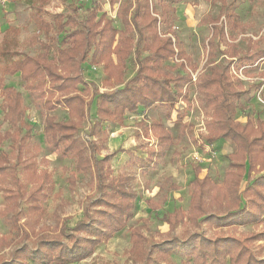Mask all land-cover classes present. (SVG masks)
Instances as JSON below:
<instances>
[{
  "label": "trees",
  "instance_id": "16d2710c",
  "mask_svg": "<svg viewBox=\"0 0 264 264\" xmlns=\"http://www.w3.org/2000/svg\"><path fill=\"white\" fill-rule=\"evenodd\" d=\"M50 1L35 0L29 14V20L36 28L30 43L38 45L40 53L21 55L17 51L20 31L16 27H7L0 44V61L3 62L0 73L2 76L19 75L24 90L39 103L45 114L46 145L60 156L71 158L79 172H87L97 195L83 210L81 221L67 228L68 233L65 228L59 232L67 243L58 237L43 236L33 248L18 249L10 259L0 260V264L76 263L90 257L98 246L119 233L133 216L136 194L130 187L132 177L114 175L109 156L102 155L107 141L102 124H121L127 113L139 109L147 111L155 106L170 113L176 104L188 102L187 88L190 86L202 96L203 106L208 111L204 143L209 145L226 140L235 147L232 164L223 181L230 199L227 210L200 219V224L213 231L212 236L193 233L184 239L155 243L147 251L142 247L143 236L133 231L130 255L142 264H173L171 256L174 254H181L180 264H264V258L255 257L252 250L257 243H264V174L255 177L241 192L238 189L245 175L257 172V168L260 170L257 173H264V125L250 120L241 124L235 119L247 92L237 81L233 63L229 62L224 68L210 67L207 75L193 79L191 73L195 67L190 57L173 36L161 33L159 28L169 26L170 14L174 12L172 6L179 0H133L130 13L122 5L117 14L121 30L115 29L113 20L104 12L99 14L95 7L89 9L79 23L64 15L48 20L45 6ZM222 17V21L217 18L211 22L212 36L226 40L229 39L227 32L239 29V25L234 12ZM218 22L219 26L216 25ZM61 34L65 46L56 48L55 57H52L53 37ZM131 56L135 72L123 82L125 62ZM212 58L213 53L208 48L206 59ZM262 59L264 51L241 56L236 61L239 67L246 69ZM170 61H177L175 67L182 73L173 75L163 71L165 63ZM83 65L101 66L104 88L111 90L100 92L87 84L82 76ZM118 85H122L121 88L113 89ZM79 87H82L81 91ZM0 98L4 120L13 129L12 134H0V146L8 137L17 149L20 165L22 138H17V134L24 128L28 130L23 122V98L14 88L4 87L1 79ZM56 109L67 112L65 122H58L48 115ZM92 111L96 120L89 127L91 140L83 144L75 135ZM176 121L180 123V133L191 129L190 124L183 123V116H177ZM144 136L152 139L154 144L144 158L129 154L127 163L149 172L166 156L172 139L158 121L151 122ZM8 161V156L0 152V175L6 171ZM195 174L190 183L192 221L198 219L202 207L209 204L214 194V185L209 178L199 179ZM44 181L47 184L49 176H44ZM15 187L8 197L14 201L21 198L33 211L38 210L49 196L46 185L29 192L18 183ZM247 226H259L261 230L243 233L240 238L222 234V231L233 232ZM15 229L26 233L23 226H15ZM216 231L220 233L216 234Z\"/></svg>",
  "mask_w": 264,
  "mask_h": 264
},
{
  "label": "rangeland",
  "instance_id": "374dc122",
  "mask_svg": "<svg viewBox=\"0 0 264 264\" xmlns=\"http://www.w3.org/2000/svg\"><path fill=\"white\" fill-rule=\"evenodd\" d=\"M34 1L0 0V44L7 27L18 28L20 34L17 51L21 55L36 56L40 53L38 45L30 43V39L36 34V28L29 20ZM222 1L179 0L172 6L174 12L170 14L169 26H160V32L173 36L185 55L190 57L195 67V71L191 73L193 79L207 75L210 67L224 68L232 62L237 81L247 92L235 119L241 124L250 120L264 125V59L246 69L239 67L236 61L241 56L257 55L264 51V0ZM122 5L130 13L133 0H51L45 10L48 20L64 15L79 23L88 10L95 7L99 14L104 12L113 20L115 29L121 30L117 14ZM228 12L236 14L239 29L227 32L229 39L221 40L212 36L211 22L217 18L222 21V16ZM219 24L216 23L217 26ZM63 36L53 37L52 57H55L56 48L65 46ZM40 39L43 40L42 35ZM208 48L213 53V58L209 61L206 59ZM176 62L165 63L163 71L173 75L182 73L180 68L175 67ZM2 64L0 61V66ZM125 67L123 82L134 75L132 56L126 60ZM82 68V76L87 84L100 92L111 90L104 88L101 66L83 65ZM0 79L4 87H12L22 95L25 110L23 122L28 128L17 134V138H22L20 165L17 163V149L11 145L8 137L0 146V152L9 158L6 171L0 175V260H8L18 249L33 248L43 236L58 237L67 243V239L60 236L59 232L65 228L68 233L67 228H72L81 221L83 210L89 207L97 194L87 172H79L71 158L60 156L46 145L45 114L39 103L24 90L19 75L2 76L0 73ZM81 90L82 87H79V91ZM187 92L188 102L176 104L170 113L155 106L147 111L139 109L135 113H127L123 122L115 126L103 122L102 128L106 131L107 141L102 155L109 156L114 175L128 174L132 177L130 187L136 194L135 208L132 218L119 233L98 246L90 257L71 264H142L130 255L133 231L143 236L142 247L145 251L155 243L173 238L184 239L193 233L213 235V231L207 230L199 221L208 214L227 210L230 199L224 190L223 181L225 172L232 164L235 147L226 140H218L209 145L204 143L206 124L209 121L208 111L203 106L202 96L195 92L193 86L188 87ZM48 115L58 122L68 119L67 112L63 109H56ZM177 116H183V123L191 125V129L184 134L180 133ZM95 120L96 116L92 111L77 131L75 137L81 143L91 140L89 127ZM157 121L171 136L172 144L166 156L156 163L153 170L143 172L127 161L129 154L140 158L146 156L154 141L145 138L144 132L151 122ZM12 132V127L4 120L0 98V134L9 135ZM23 166L28 168L24 170L21 168ZM258 171L260 170L257 168ZM257 172L244 176L239 192L255 177L264 174ZM195 173L199 179L205 176L209 178L214 185V194L209 204L202 207L198 219L192 221L190 218L194 213L190 183ZM44 176L50 178L47 184ZM17 183L26 192L46 185L49 187V196L38 210L33 211L21 198L14 201L12 197H8L14 193ZM15 226H23L26 233L16 230ZM259 230V226H247L233 232L222 231V234L240 238L243 233ZM218 233L220 232L216 231ZM252 250L255 257L264 258V243H257ZM181 260V254L171 256L173 264H180Z\"/></svg>",
  "mask_w": 264,
  "mask_h": 264
}]
</instances>
